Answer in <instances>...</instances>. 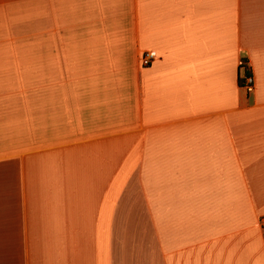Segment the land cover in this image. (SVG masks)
I'll return each instance as SVG.
<instances>
[{
    "label": "crops",
    "instance_id": "0c3cea01",
    "mask_svg": "<svg viewBox=\"0 0 264 264\" xmlns=\"http://www.w3.org/2000/svg\"><path fill=\"white\" fill-rule=\"evenodd\" d=\"M125 209L264 264V0H0V264H115Z\"/></svg>",
    "mask_w": 264,
    "mask_h": 264
},
{
    "label": "rangeland",
    "instance_id": "374dc122",
    "mask_svg": "<svg viewBox=\"0 0 264 264\" xmlns=\"http://www.w3.org/2000/svg\"><path fill=\"white\" fill-rule=\"evenodd\" d=\"M11 35L14 39H26L27 33L17 32ZM18 51L22 55L28 54L25 48ZM114 235L115 264H154L153 231L142 211L139 213L138 209H125L120 212L114 225Z\"/></svg>",
    "mask_w": 264,
    "mask_h": 264
},
{
    "label": "built area",
    "instance_id": "2783aa9c",
    "mask_svg": "<svg viewBox=\"0 0 264 264\" xmlns=\"http://www.w3.org/2000/svg\"><path fill=\"white\" fill-rule=\"evenodd\" d=\"M155 55L153 52H146L142 57H141V63L143 66H147L149 65L152 60L154 59ZM243 86L244 88H246L248 91L252 90V86H253V77L251 76V74L249 75H244L243 76ZM259 225L261 230L264 233V216H262L259 220Z\"/></svg>",
    "mask_w": 264,
    "mask_h": 264
},
{
    "label": "trees",
    "instance_id": "16d2710c",
    "mask_svg": "<svg viewBox=\"0 0 264 264\" xmlns=\"http://www.w3.org/2000/svg\"><path fill=\"white\" fill-rule=\"evenodd\" d=\"M242 70H243V76L244 75H249L250 74V70L247 67L242 66ZM243 76L240 75L239 77V83L242 85L243 84Z\"/></svg>",
    "mask_w": 264,
    "mask_h": 264
}]
</instances>
